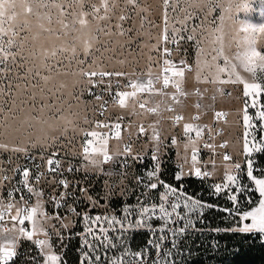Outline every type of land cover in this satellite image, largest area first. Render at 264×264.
<instances>
[{"label": "snow or ice", "instance_id": "6c2138e0", "mask_svg": "<svg viewBox=\"0 0 264 264\" xmlns=\"http://www.w3.org/2000/svg\"><path fill=\"white\" fill-rule=\"evenodd\" d=\"M257 2L264 4V0H160L157 20L147 0H0V85H5L0 86V151L26 155L29 146L51 147L60 137L67 138L71 130L83 138L78 153L84 162L82 169L103 172V165L110 162L125 167L129 158L143 162L145 153L133 151V138L143 141L148 133L145 148L152 145L153 167L146 171L147 180L138 176L136 181L150 191L160 189L155 202L138 197L135 205L123 207L120 216L90 215L87 210L81 214L69 206V212L80 216L84 224L85 250L80 264H102V256L108 264H147V249L132 251L118 243L126 233L138 229L149 230L154 236L159 233L150 241L156 250L152 264H175L173 249H178L180 238L190 230L200 231L197 221L203 222L205 210L213 208L239 218L238 226L223 231L253 237L258 234L264 243V167L254 157L264 153V24L241 19V14L251 12ZM141 36L148 39L137 41ZM188 44L194 52L191 63ZM188 73L192 74L191 90H186ZM196 84H211L220 95H224L226 85L236 86L228 95L241 91L237 97L244 101L241 161L234 162L230 153H224L217 164L216 149H226L228 141L217 145L215 139L221 130L199 122L207 111L205 105L196 102L193 107L197 111L187 118L177 110V105L185 107L181 97L203 99L208 89L202 92ZM98 87L100 92H94ZM85 92L94 96V116L112 115L110 108L121 111L111 120H89L83 114ZM249 107L256 110L259 123H254ZM165 111L173 113L167 117L170 127L181 129V139L173 134L170 140V146L177 147L174 179L211 180L222 167L223 172L210 187L214 195H227L230 208L194 198L182 187L160 179L165 143L160 124ZM146 114L157 119L147 126L139 123L135 131L132 121L125 123L126 116ZM226 115L214 111L213 120L226 122ZM81 123L92 127L86 129ZM255 132L261 133L259 139ZM110 141H116L111 149ZM202 148L210 150L206 160L200 158ZM59 155L54 151L47 158V172L62 175ZM8 160L12 163L11 155ZM66 170L74 169L69 165ZM10 171L19 173L22 179L17 183L22 187H12V177L7 174L0 181L12 187L0 195V264H13L25 240L34 244L42 257L37 264H65L62 247L58 251L52 240L55 237L62 245V229L71 221L60 212H49L45 205L54 201L57 209L62 208L67 193L46 200L38 185L41 178L55 182V176L48 178L41 171L30 181L29 168L14 166ZM120 176L123 179L124 173ZM58 184L69 188L67 179H59ZM81 191L86 193L87 189ZM87 199L91 207H100L91 196ZM241 201L251 207L242 208ZM166 243L169 247L165 250ZM25 259L36 261L35 256Z\"/></svg>", "mask_w": 264, "mask_h": 264}, {"label": "rangeland", "instance_id": "374dc122", "mask_svg": "<svg viewBox=\"0 0 264 264\" xmlns=\"http://www.w3.org/2000/svg\"><path fill=\"white\" fill-rule=\"evenodd\" d=\"M147 3L149 5H151L152 16L156 17L157 20H159L160 0H147ZM241 19H244V20H246V21H248L254 25L264 24V4H260L259 2L255 3L254 8L251 12H249L247 14H241ZM55 26L56 25H54V27ZM145 28L146 29L148 28L147 24L145 25ZM152 31H157V30L152 29ZM21 35H23V33H21ZM102 39H104V38H102ZM120 39L123 40L124 38H120ZM147 39H148L147 36H141V37L137 38V41H144ZM226 40H227V37H226ZM151 42H154V41H151ZM181 44L184 45V42L182 41ZM187 48H188V51L190 50V57H191L190 63H191L194 59V52H193V49L191 47V44H188ZM146 51H147V49H145V52ZM105 55L107 56L109 54L106 53ZM152 55L155 56L156 53H152ZM221 63H222V61H221ZM137 70H139V68ZM186 76L188 79L187 80L188 82L186 84V90H191L193 88V82L191 79L192 74L188 73V74H186ZM0 86H5V85H0ZM195 87H200V90L202 92H204V89H208L206 92H204L203 99H201L200 97H198L196 95H190L189 98L193 97L192 102L189 103L190 105H192V109L190 111H188V113H185L181 110L180 106L177 105L176 106L177 110L182 111L187 118L189 113L194 114L197 111L193 107V105L199 101L201 104L206 106V108H207L206 114L209 117L208 121H205L204 117L202 116L200 123H209V124H212V126L214 123V120H213L214 111L225 112L227 114L226 115V122L224 124L225 134H224L222 140L228 141V147H227L226 153H230L233 156L234 162L235 161H241L243 159V157L240 155V151L242 148V136H243V131H244L243 120H242L243 113H242L241 109H242L244 101H243V99L237 98V97L241 96V91L233 90L232 95H228L227 94L228 90L229 89H235L236 86L226 85V86H223L224 95H220L219 93H217L215 91V88L211 84H196ZM239 87L242 89V86H239ZM94 91L100 92V88L98 87V88L94 89ZM213 96H215V100L212 99ZM82 99L87 102V106H86L85 112L83 114L87 115L89 120H95L96 117L92 113V107L94 105V98L91 97L90 95H88L87 92H85ZM169 102L171 103V101H169ZM261 102L264 103V98H262ZM208 106H211V107H208ZM118 111H121V110L110 108L109 112H111L112 115H109V113H108L107 119L108 120L114 119V114H115V112H118ZM248 111H249V115H253L254 123H259L258 121L255 120L256 110L249 107ZM171 115H173V113H169L166 111L162 112L160 127L163 129V131H162L161 138L165 140V143H164V146L162 147V150H161V159L163 162L165 159H167L166 154L171 153V156H173L174 163L176 166L175 169H177V171H178V168H177L178 158L176 155L177 147L170 146V140H171V136L173 134H176L178 137V140H180L181 137L179 136V133H180L181 129L180 128H174L173 129L170 127L171 122L167 119V117L171 116ZM125 118L127 119L128 122L129 121L133 122V129H132L133 131H135V127L139 123L143 122L145 124V126H147L148 123L157 119V117H155L151 114H146L145 116H141V117L126 116ZM81 127H84L86 129H90L92 126L90 124L85 125V124L81 123ZM100 131H105V130L101 129ZM254 134L256 135L257 139H259L261 133L255 132ZM147 136H148V133H145L143 141L133 138V140H135L137 142V146L134 148V150L143 151V152H145L147 150H152V145L150 143L147 144V147L145 148V144L147 143ZM165 137H167V139H165ZM69 139H72L71 144L68 143ZM125 139L127 140V137H125ZM82 140H83V138L80 135H78V134L74 135L71 132V130H69L67 138L63 137V136L60 137L59 140L54 145H52L51 147H42L40 145H37L36 147L29 146L28 153H36L37 152L38 154L43 155L45 153V151H47L48 149H50L52 147H55V145H57L58 148L61 147L60 149L65 150L66 153L72 151V149L74 148L75 151L72 152L71 155L67 154V157L76 161L78 168L81 169V170H79L80 172L94 174L91 170L84 171L82 169V164L84 162L82 161V158L78 154L80 152L79 145H80V143H82ZM115 143H116V141H110V149H111V145L115 144ZM215 143L217 145H219L221 143V140L218 137H216ZM181 146H182V144H181ZM209 152H210V150H208V149H206L204 152H201L200 158L202 160H206L207 157L209 156ZM216 153L217 154L215 156V159L217 161V164H220V161L222 159V155L224 154V151L221 148L217 147ZM10 154L15 155V156L24 155L23 153H9V152L0 151V176L3 173V169L5 167V164L7 163V161H6L7 156ZM259 154H261V153H259ZM259 154H254V157L256 158ZM105 166H107V164L103 165V167H105ZM208 167H209V169H211V165H208ZM222 172H223V168L221 167L217 171V174L215 177H213L211 180L206 179V181L208 183L207 186H209V188H208L209 191L207 192L208 196L206 198L210 200L209 203H213V204L215 203L218 206L230 208L232 205H231V202L227 199V195L224 192H221L218 195H214L213 190L210 187L213 180H217ZM95 173H98V172H95ZM94 175H99V176L104 178V181L106 183L105 186L107 189V194H101L100 192H97L98 189L96 188L95 193L97 192L100 195V197H97V200L99 201V203L101 205H100V207H97L98 210H94L95 213L104 214V212H106V214H107V212H108V213H112V214H115L117 216H120L123 212L124 206L135 205L132 202V200L129 199L126 196V194L124 193V191H126L125 188H128L130 185L129 184V177H128L129 175H131L130 172H124L123 179H121L120 174H117L116 172H113V175H106V176H104L103 174H94ZM138 176H142V175L138 174ZM145 178H146V174H145ZM185 178H191V177L186 176ZM146 180H147V178H146ZM134 182L136 183V181H134ZM111 187H115V188L113 190H111ZM201 195H202V193H201ZM241 195L244 196V195H247V193H242ZM85 201H86V199L83 198V202H85ZM103 203L105 204V208H103V206H102ZM84 205H85V203H84ZM241 206H242V208L251 207L250 205L244 204L243 201H241ZM213 209H215V208H213ZM215 211L218 212L217 209H215ZM234 218L237 219L238 217L228 215V220H227L228 222L227 223L229 225H231L230 228L236 227V223H237L239 218L236 221L234 220ZM152 223L154 225L160 224L159 221H153ZM134 231H142V232L149 233L150 234V241H155L157 239V237L159 236V233H156V235L154 236L151 231L146 230V229H138V230H134ZM131 232H133V231H129L128 233H126L124 239L122 241H118V243H122L123 245H126L127 247L130 248L129 245H130L131 238L129 237V235ZM211 232H213L215 234L216 233L217 234L218 233H233V232H227V231H223V230H221L219 232L213 230ZM70 234H72V233L68 232L67 236ZM110 235L115 236L116 234L110 233ZM150 241H149L148 246L146 247V249L148 250V255L150 253H153L156 251L155 248L151 247ZM52 243L54 245H56L57 250L60 249L59 248L60 245L58 246V242H57V239L55 237L53 238ZM164 247H165V245H164ZM130 250H131V248H130ZM116 251H119V249H117ZM33 256L36 257V261L34 263L29 262V261H27V262L24 261L21 264H37V262L42 261V257L38 254V252H35L33 254ZM81 258L82 257L80 255V260H81ZM101 260H102V264H108V262L104 260L103 256H102Z\"/></svg>", "mask_w": 264, "mask_h": 264}, {"label": "trees", "instance_id": "16d2710c", "mask_svg": "<svg viewBox=\"0 0 264 264\" xmlns=\"http://www.w3.org/2000/svg\"><path fill=\"white\" fill-rule=\"evenodd\" d=\"M256 159L264 167V153L259 154ZM173 166V159L163 164L160 179L178 188L182 187L194 198L209 203L210 200L206 198L209 191L207 181L196 180L192 177L176 181L174 175L177 169ZM98 186L101 189L99 188L97 192L103 194L102 180L98 182ZM159 191L160 189L151 194L153 201L157 200ZM97 192L95 195L100 197ZM237 219L234 218L235 221ZM227 220L228 215L224 212H216L215 209L205 210L203 222L197 221L196 224L200 231L190 230L186 236L180 238L178 249H173L172 259L175 264H264V243L258 235L253 237L243 233L215 234L211 232L217 228L221 230L230 228L231 225L227 223ZM129 237L131 238L129 246L132 251L146 249L150 241V234L142 231L130 233ZM168 247L169 244L166 243L164 249ZM78 248L77 241L67 243L63 252L65 264H80V255L75 253ZM154 254L155 252L148 255L147 264H152L155 259Z\"/></svg>", "mask_w": 264, "mask_h": 264}, {"label": "built area", "instance_id": "2783aa9c", "mask_svg": "<svg viewBox=\"0 0 264 264\" xmlns=\"http://www.w3.org/2000/svg\"><path fill=\"white\" fill-rule=\"evenodd\" d=\"M169 47H175L173 45H169ZM174 57L176 59H179V56L177 54L174 53ZM190 50L187 52V59L190 63ZM200 88V87H199ZM97 92V91H94ZM99 93V92H97ZM106 95V94H105ZM91 96V95H90ZM94 98V96H91ZM107 98V96H106ZM96 119L98 120H105L108 117V112L105 113L104 116H99L98 114L95 115ZM201 121V120H200ZM199 121V122H200ZM127 119L125 118V123H127ZM224 121H219V122H214L213 123V130L215 131L216 129H220V134L217 135L216 137H218L221 140V143L224 142L225 140H222L224 134H225V130H224ZM179 128V127H177ZM205 139H208V134L207 132H205ZM133 144V151L137 152L138 150H134V148L137 146V142L135 140L132 141ZM54 148V149H53ZM61 148V147H60ZM57 147V145H55V147H52L50 149H48L47 151H45V153L43 155L36 153H27L26 155H19V156H15V155H11L12 156V163H9L8 157L7 156V163L5 164V167L3 169V173L0 176V181H2V177L4 174L9 175L10 177H12V187H22L21 184L17 183L20 179H22V177L19 175V173H16L15 175L12 173V171H10L11 168H13L14 166H19L21 168H29L31 170V175H30V181L32 180L33 177H35L36 175H38L39 172L44 171L46 176L48 178H51L53 176L56 177V181L53 183H49L47 179L41 178L40 183L38 185L39 188H42L44 191V197L46 200L50 199V197L52 196H59L61 194L67 193L66 195V203L62 202L63 207L57 209L55 207V202L52 201L50 203H47L45 205L46 209L49 212H60L62 215L64 216H68L71 217L73 219V221L75 223H78L81 220L80 216H73V214L71 212H69L68 208L69 206L73 207L76 209L77 212L83 214L85 210H87L86 208V201L83 202V198L86 199V197L88 195H93L95 194V190L97 189H101V187L98 186V182H100L102 180L103 182V186H102V190H103V194H107V189H106V183L104 181V178L99 176V175H94L91 173H82L80 172L77 166L76 161L70 159L67 157L66 151L62 150ZM206 149H201V152H204ZM224 151V153H226V149H222ZM54 151H59L60 155L57 156V159H62V165L61 168L63 169L62 175L61 173H49L46 171V160L47 158H49L52 154V152ZM144 159L143 162H140L139 160H132V159H128L127 160V166H123L120 163H114V162H110L107 164V166H111L114 168V170L116 171L117 174H120L121 172H130L131 175H129V187L125 188L126 191H124V193L126 194V196L129 199H134L137 200L138 197H142L143 199L146 200H151L153 201V198H151V194L158 191H150L148 189H146L144 187V184H138L136 181V177H138V174L142 175L145 177L146 171L151 170L153 167V161L151 160V153L152 150H147L144 152ZM43 157V159H42ZM166 158L162 164H161V170L160 172H162V165L165 164L166 162H168L169 160L173 159V157L171 156V153H167L166 154ZM123 159V158H120ZM174 161V159H173ZM71 165L72 168L74 169L72 172H68L66 169L67 167ZM174 168H176L175 163H174ZM137 174V175H136ZM196 180H200L198 178L193 177ZM59 179H67L69 181V188L67 190H65L63 188L62 185L58 184V180ZM146 180V178H145ZM136 181V183L134 182ZM12 187L8 186V182L7 181H3L2 183H0V195H3L6 192H10L12 191ZM81 188L87 189V192H82ZM115 187H111V190H113ZM19 195V194H17ZM151 196V197H150ZM154 202V201H153ZM85 203V205H84ZM26 226H27V222H26ZM77 239V235L73 233L66 236L63 235V244L60 245L58 243L59 248L61 249L62 247V251L64 252L65 247L67 245V243H69L70 241H75ZM58 249V250H60ZM35 252H38L36 246L34 244H30L28 243L26 240L25 241H21L19 249H18V256L17 258L14 260L13 264H21L22 262H35L32 261L30 259H25L26 257H32L33 254ZM75 253L77 255H81L80 250H76Z\"/></svg>", "mask_w": 264, "mask_h": 264}, {"label": "crops", "instance_id": "0c3cea01", "mask_svg": "<svg viewBox=\"0 0 264 264\" xmlns=\"http://www.w3.org/2000/svg\"><path fill=\"white\" fill-rule=\"evenodd\" d=\"M187 80H188V79H187ZM192 98H193V97H190V98H189V96H188L187 98L181 97V100H182V102H183V105L185 106V107H183V108L180 106V108H181V110H182L183 112L188 113V111H190V110L192 109V105L189 104L190 102H192ZM134 117H135V116H134ZM203 117H204V120H205V121H208L209 117L207 116L206 113L203 115ZM180 150H181V152L183 151L182 146L180 147ZM103 168H104V171H103V172H102V171H99V170H91V171H92L94 174H103L104 176H106V172H108V171H111L112 173H113V172H116V171L114 170V168L111 167V166H105V167H103ZM95 172H98V173H95ZM184 179H185V178H184ZM88 196H91L94 200H97V195H95V194H93V195H88ZM88 196H87V197H88ZM87 197H86V208H87V212H88V214H90V215L97 214V213L94 212V210H98L97 207H91V206H90V203H89V201H88V199H87ZM97 201H98V200H97ZM144 201L147 202L148 200L144 199ZM132 202H133L134 204H136V203H137V200H132ZM99 204H100V203H99ZM100 205H101V204H100ZM102 206H103V208H105V204H104V203H103ZM107 213H108V212H107ZM104 214H106V212H104ZM67 218H68L69 221H71V223L69 224V227H68V228H66V229H62L63 235H66V236H67V233H68V232H71L72 234H73V233L76 234V235H77V239H76L75 241H77V242L79 243V248H78V250H80V252H82V251L85 250V248H84V244H83L84 236L82 235V233H83V231H84V224H83V222H82V219H81L78 223H75L71 217H68V216H67ZM53 223H55V221H53ZM57 226L59 227V225H57ZM133 232H136V231H133ZM133 232H131V233H133ZM27 242H28V241H27ZM28 243L32 244L31 242H28Z\"/></svg>", "mask_w": 264, "mask_h": 264}]
</instances>
